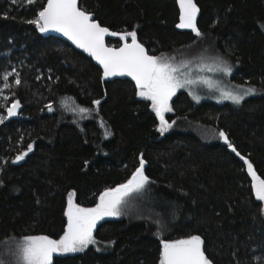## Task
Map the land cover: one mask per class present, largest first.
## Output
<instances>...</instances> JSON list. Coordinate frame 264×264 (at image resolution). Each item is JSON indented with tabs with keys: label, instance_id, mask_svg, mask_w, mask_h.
Here are the masks:
<instances>
[{
	"label": "trees",
	"instance_id": "1",
	"mask_svg": "<svg viewBox=\"0 0 264 264\" xmlns=\"http://www.w3.org/2000/svg\"><path fill=\"white\" fill-rule=\"evenodd\" d=\"M194 3L200 36L177 27L178 0H80L119 33L109 45L119 46L121 34L132 31L156 56L207 42L234 68V84L257 90L239 104L181 90L167 114L177 118L176 129L161 134L151 101L134 83L106 80L91 58L30 23L46 0H0V86L3 74L14 73L0 98V246L34 235L59 239L71 190L79 205L95 206L105 191L131 179L142 158L150 183L145 198L132 214L97 225L94 237L105 250L90 245L56 254L52 264H161L163 243L192 236L203 241L210 264H264L263 203L246 164L264 179V0ZM15 101L17 118L7 114ZM79 108L91 111L73 110ZM191 123L209 128L214 140L189 132Z\"/></svg>",
	"mask_w": 264,
	"mask_h": 264
},
{
	"label": "snow or ice",
	"instance_id": "2",
	"mask_svg": "<svg viewBox=\"0 0 264 264\" xmlns=\"http://www.w3.org/2000/svg\"><path fill=\"white\" fill-rule=\"evenodd\" d=\"M31 2V0H29ZM181 10L180 23L177 27L181 29H192L197 36L201 33L196 27V16L199 11L194 0H178ZM39 27L41 32L54 30L62 33L68 39L72 40L78 47L89 52L100 65L103 66V76L105 78L112 76H129L139 89L138 95L142 98L152 101L153 110L160 120L161 134L171 128V124L165 119V113L171 112L169 100L180 88L196 83L187 78L188 73L183 69L188 68L190 61L175 63V57L153 56L149 55L144 46L138 42L135 31L128 32L122 39L125 43L120 48L107 47L104 42L106 35H117L110 32L108 28L93 21L90 14L78 7V0H47V6L38 13V18L30 21ZM131 42L128 43V38ZM201 71L204 69L201 68ZM208 71H220L230 74L231 68L226 64L222 67H209ZM14 73H5L2 80L5 81L3 88H0V94L4 89L12 85L7 81ZM181 76L184 79H181ZM202 83L208 87H214L208 79L201 78ZM19 74L15 73V85H20ZM255 92V89L248 88L242 93L232 91L224 92V98L232 100L239 104L246 95ZM0 98L6 99L0 95ZM97 106L100 101L93 102ZM19 101L13 102L7 109L8 116H14L19 109ZM80 114H87L91 110L86 108L73 109ZM48 111L52 107L48 106ZM2 122V119H0ZM106 135L110 131L106 129ZM220 137L227 142V136L219 133ZM232 147L231 144L228 145ZM31 151V145L28 148ZM233 151L235 148L233 147ZM24 153L16 157V160H22ZM237 155H239L237 153ZM247 170L253 179V188L255 197L264 201V179L257 176L253 166L247 162ZM144 161L141 158L140 166L127 183L114 189L105 191L99 197V203L93 208H84L74 203L75 193L68 197L66 211L67 225L63 236L60 239H51L47 236L26 237L17 249V264H52L53 254H63L69 252L83 251L89 244L95 243L93 231L98 220L104 217H117L121 215L120 205L124 198L133 192H140L148 183V178L143 173ZM203 241L199 236H192L187 239H181L174 242L163 243L161 264H210L206 258L203 248ZM0 264L3 261L0 260Z\"/></svg>",
	"mask_w": 264,
	"mask_h": 264
},
{
	"label": "rangeland",
	"instance_id": "3",
	"mask_svg": "<svg viewBox=\"0 0 264 264\" xmlns=\"http://www.w3.org/2000/svg\"><path fill=\"white\" fill-rule=\"evenodd\" d=\"M263 29H264V24H263ZM124 35L125 34H121V37ZM129 38H128V41H131V40H129ZM123 41H125V40L123 39ZM165 55L168 57H175V60H174L175 63L190 61L188 68L183 69L182 71L189 74L187 78L192 79L194 81H197L196 83L186 85L185 87L178 89L176 91V93L183 90V91L189 92L197 100L210 99V100H215L216 102H225V101H232V100L224 98V95H223L224 92L232 91L234 93H237V92L242 93L243 90L248 89L247 87L236 85L230 80V76L233 74L234 68L231 67L230 63L227 61V59L225 57L223 58L220 55H218L216 52H214L211 48V45H209L207 42L204 43L203 45H201L200 47H194L192 49L184 50V51L173 53V54H165ZM161 56H163V55H161ZM225 64L231 68L230 74H225V73L220 72V71H208L207 70L209 67H211V68H216L217 66L222 67ZM201 68H203L204 70L201 71L200 70ZM201 78L210 80L212 82V84L214 85V87L210 88L206 84L200 82ZM181 79H184V77L181 76ZM0 88H3V85L0 86ZM256 93H257V90L255 89L254 93H252L250 95H246L244 97V99L247 97H250V96H254V95H256ZM0 95H5L4 90H3V93ZM174 96L175 95H173L171 97V99L169 100V106L171 107V109H172V100H173ZM151 106H152V101H151ZM152 109H153V107H152ZM168 113L169 112H166L164 114L165 119L172 126H171V128H169L164 133H168V132H171L172 130L176 129L175 125L177 123V118H174L173 120L169 121L167 119ZM157 118H158V128H160V120H159L158 116H157ZM186 127L189 128V129H187L189 132L194 133L196 135H199L203 139V141H205V142H210V141L214 140V138H212V136L210 135L209 128L203 126L200 123H191L190 125L187 124ZM253 169H254V167H253ZM256 174H257V172H256ZM257 176H258V174H257ZM250 177H251V175H250ZM251 179H252V177H251ZM149 184L150 183L148 180V183L145 185V187L140 192H133L129 196L124 198V202L120 205L121 215H119L117 217H104L103 219L97 221L96 227L103 220L110 219V218H119V217L128 216V215L132 214L131 211H132L133 206L137 202H141L144 200L145 193L149 187ZM252 184H253V179H252ZM71 193H75V191L71 190L68 194V197ZM73 200H74L75 204L79 205L75 200V196L73 197ZM98 203H99V201H98ZM262 203H263V213H264V201H262ZM67 205H68V198H67ZM139 205L140 204H138V207H139ZM79 206L84 207L81 205H79ZM95 206L84 207V208H93ZM141 208H142V205H141ZM66 211H67V207H66ZM66 211H65V214H66ZM96 227H95V229H96ZM95 229H94V231H95ZM94 231H93V238L95 240V243L89 244L86 248H84V250H86L90 245H94L98 250H105L104 244L101 242H98L96 240V238L94 237ZM35 236H46V235H34V236H27V237H35ZM47 237H49V236H47ZM24 238H26V237L10 238V239L3 242V244L0 246V260L3 261V264H17V259H16L17 249H18V246L23 243ZM49 238H51V237H49ZM51 239H53V238H51ZM108 244H110V243H108ZM79 252H82V251L69 252V253H63V254H75V253H79ZM55 255L56 254H53L52 262H53V258Z\"/></svg>",
	"mask_w": 264,
	"mask_h": 264
},
{
	"label": "water",
	"instance_id": "4",
	"mask_svg": "<svg viewBox=\"0 0 264 264\" xmlns=\"http://www.w3.org/2000/svg\"><path fill=\"white\" fill-rule=\"evenodd\" d=\"M46 6H47V0H46L45 7H46ZM45 7H44V8H45ZM78 7H79L81 10L85 11L84 9H82V8L80 7V0H78ZM44 8H43V9H44ZM85 12L91 15L93 21L99 23V21L95 19V15H94L93 13H90V12H87V11H85ZM99 24H100V23H99ZM100 25H101V24H100ZM101 27H105V26L101 25ZM106 28H108V27H106ZM108 29H109V28H108ZM109 31H110V32H113V33H116L117 35H106L105 38H104L105 45H106L107 47H111V48H120V47H122V46L124 45L125 41H124L122 44H120L119 46H113V45H109V44L107 43V40H108V39H116V38L119 36V33L115 32V31H112L111 29H109ZM194 33H195V32H194ZM43 34L46 35V36H55V37H58V38H60V39H62V40H64V41H66V42L69 43L72 47H74L76 50L82 52L84 55H86L87 57L91 58V59L94 61V63L102 69V72H103V66L100 65L99 62L96 61L95 58L92 57V56L90 55L89 52H87V51H85L84 49L78 47V46H77L72 40L68 39V37L64 36L62 33L56 32V31H54V30H49V31L43 32ZM195 34H196V33H195ZM127 42L130 43L131 41H127ZM139 43H140V42H139ZM141 44H142V43H141ZM142 45H143V44H142ZM143 46H144V45H143ZM144 48L146 49V51H147V53H148L149 55L156 56V55H154V54H151V53L148 51L147 47L144 46ZM104 78H105V77H104ZM105 79H106V80H115V79H122V80H125V79H128V80H130L132 83H134V85L136 86L135 81H134L131 77H129V76H112V77H107V78H105ZM136 87H137V86H136ZM137 88H138V87H137ZM20 109H21V105H20L19 109L17 110V114L14 115V116H11V117H13V118H17ZM222 143H224V144H228V141L225 142L224 139L222 138ZM231 149H233V148L231 147ZM144 164H145V161H144Z\"/></svg>",
	"mask_w": 264,
	"mask_h": 264
}]
</instances>
